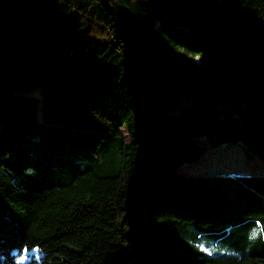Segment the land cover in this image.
<instances>
[{
    "label": "trees",
    "instance_id": "trees-1",
    "mask_svg": "<svg viewBox=\"0 0 264 264\" xmlns=\"http://www.w3.org/2000/svg\"><path fill=\"white\" fill-rule=\"evenodd\" d=\"M196 136L264 159V0H0V264H264Z\"/></svg>",
    "mask_w": 264,
    "mask_h": 264
},
{
    "label": "rangeland",
    "instance_id": "rangeland-1",
    "mask_svg": "<svg viewBox=\"0 0 264 264\" xmlns=\"http://www.w3.org/2000/svg\"><path fill=\"white\" fill-rule=\"evenodd\" d=\"M29 94L39 95V89L31 90ZM186 100L181 99L180 104H185ZM41 107L39 106L38 118L41 120ZM175 112V111H172ZM121 134L124 136L125 140L129 143L130 138L128 136V131L126 127L120 130ZM195 139L202 143L204 142V137L196 136ZM208 146V145H207ZM201 149L199 157L202 155V160L199 165H208V167L203 170V174H225V173H264V159L258 155H254L245 151L244 146L241 143H228L221 150H213L212 147L208 146L206 152ZM199 165L193 164L182 170L184 173H194L199 168ZM208 251L211 250L205 244H202ZM29 253V258L26 261L28 263L34 257L32 252ZM211 254H217L222 252H210Z\"/></svg>",
    "mask_w": 264,
    "mask_h": 264
},
{
    "label": "built area",
    "instance_id": "built-area-1",
    "mask_svg": "<svg viewBox=\"0 0 264 264\" xmlns=\"http://www.w3.org/2000/svg\"><path fill=\"white\" fill-rule=\"evenodd\" d=\"M202 147H204V148H207L208 146H207V144H206V140H205V138H204V142H202ZM226 145H228V143H223V144H221L220 146H218V147H212V149L213 150H221L222 149V147H225ZM206 150V149H205ZM206 152V151H205ZM201 160H202V156L201 157H199V158H197V159H194V160H192V161H183L182 163H181V165H180V170H184V169H186L187 167H189L192 163L193 164H196V165H199V162H201ZM208 165L209 164H207V165H202V166H200L199 165V168L197 169V173H201L203 170H205L207 167H208Z\"/></svg>",
    "mask_w": 264,
    "mask_h": 264
},
{
    "label": "snow or ice",
    "instance_id": "snow-or-ice-1",
    "mask_svg": "<svg viewBox=\"0 0 264 264\" xmlns=\"http://www.w3.org/2000/svg\"><path fill=\"white\" fill-rule=\"evenodd\" d=\"M257 235L264 236V229H261L259 231H254L251 234L250 239H255L257 237ZM201 250L202 251H208L207 249H204L202 246H201ZM209 254H211V253H209ZM28 258H29L28 250L24 249V252L18 257L16 264H26V261L28 260Z\"/></svg>",
    "mask_w": 264,
    "mask_h": 264
}]
</instances>
